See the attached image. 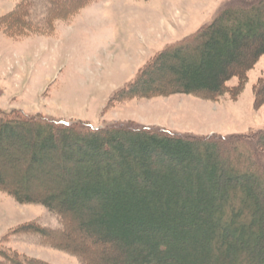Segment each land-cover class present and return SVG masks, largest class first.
<instances>
[{"label":"trees","instance_id":"16d2710c","mask_svg":"<svg viewBox=\"0 0 264 264\" xmlns=\"http://www.w3.org/2000/svg\"><path fill=\"white\" fill-rule=\"evenodd\" d=\"M90 1L57 4L49 0L48 8L56 18H63ZM10 17L2 18L4 31L18 25L16 29L23 33L26 25L9 21ZM49 25L40 30L47 31ZM247 45L253 48L240 62ZM262 55L264 0L228 1L195 34L159 52L121 91L133 96L150 93L155 82L147 76L156 66L175 80L158 84L153 95H219L233 77L239 84L231 91L237 93L246 71ZM168 60L174 64H167ZM231 66L234 69L229 70ZM254 92L262 101L264 77ZM164 132L129 124L92 129L86 123L72 125L0 110V138L26 140L23 147L32 163L37 156L49 155L55 136L73 150L63 159L78 163L82 157L87 163L72 177L65 174L60 180L62 190L49 196L35 195L30 187L12 188V180L5 183L0 174L1 191L19 203L43 205L62 222L58 230L33 224L20 230L40 234L55 248L74 251L79 264L84 246L78 247L81 255L56 237L67 228L69 214L78 215L80 227L95 245L112 252L99 258L103 264H264V132L225 140ZM96 154L102 155L103 164L98 163L99 156L95 159ZM109 156L113 160L107 161ZM41 162L48 164L46 168L58 167L45 158ZM40 167L44 171L45 165ZM23 177L27 182L28 175ZM0 257L8 264H46L19 258L1 246Z\"/></svg>","mask_w":264,"mask_h":264},{"label":"rangeland","instance_id":"374dc122","mask_svg":"<svg viewBox=\"0 0 264 264\" xmlns=\"http://www.w3.org/2000/svg\"><path fill=\"white\" fill-rule=\"evenodd\" d=\"M63 1L54 0L57 4ZM228 1L232 0H92L56 18L48 8L49 0H0V20L9 15V21L19 20L26 25L23 33L16 29L18 25L6 33L5 20L0 21V110L72 125L86 123L92 128L129 124L163 130L169 136L225 140L264 132V98L258 102L254 92L264 77V55L246 71L237 93L231 91L239 84L233 77L219 95H153L158 84H173L175 80L157 71L156 66L147 76L155 82L150 93L141 90L142 96H133L121 91L159 52L195 34ZM46 17L49 29L42 31L48 25ZM247 48L240 62L249 57L253 46ZM167 64H174V60ZM25 143L0 138V176L5 183L12 180L10 187L15 189L30 187L35 195L57 194L64 187L61 178L65 174L72 177L86 163L82 157L78 163L63 159L73 150L65 148L57 136L49 155L37 156L32 163L26 156ZM94 156L96 160L99 156L98 163L103 164L102 155ZM109 157L107 161L113 160ZM42 158L57 169L39 163ZM41 164L45 165L44 171L40 170ZM24 174L29 177L28 183L23 181ZM66 219L67 228L56 237L65 239L66 247L79 252L78 247L84 246L83 263L103 264L99 258L112 252L95 245L80 227L78 215L69 214ZM61 223L59 216L43 205L19 203L0 190V246L19 258L46 264H79L74 251L55 248L40 234L20 230L27 224L58 230ZM0 264L8 263L0 257Z\"/></svg>","mask_w":264,"mask_h":264}]
</instances>
